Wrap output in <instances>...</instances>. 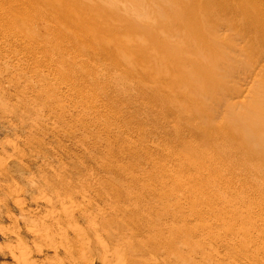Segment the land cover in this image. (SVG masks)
Returning a JSON list of instances; mask_svg holds the SVG:
<instances>
[{
  "label": "rangeland",
  "instance_id": "obj_1",
  "mask_svg": "<svg viewBox=\"0 0 264 264\" xmlns=\"http://www.w3.org/2000/svg\"><path fill=\"white\" fill-rule=\"evenodd\" d=\"M189 1L0 0V264H264V59L203 19L205 89Z\"/></svg>",
  "mask_w": 264,
  "mask_h": 264
},
{
  "label": "bare ground",
  "instance_id": "obj_2",
  "mask_svg": "<svg viewBox=\"0 0 264 264\" xmlns=\"http://www.w3.org/2000/svg\"><path fill=\"white\" fill-rule=\"evenodd\" d=\"M197 4H200V7L203 5V4H205V5H207V7H206V9H205V12H204V14L202 15V16H199L198 14H195V10H194V5H196L197 6ZM187 7H188V10H185L184 12H182V14L181 15H179L180 13H181V11H179V10H177L178 12H176V13H179V14H174V18H176V17H178L179 16V18H178V21H179V19H180V21H182V22H184V24L183 23H181V24H183V26L182 27H184V31L182 32V35L183 34H185V32H187L186 33V39L188 40V41H190L192 44L194 43H196L195 45H192V46H194L193 48V52H194V56H195V54H196V56L197 55H199L198 57H199V59L197 60H194V62L192 61V64H194L195 62L197 63V65H198V62L200 63V61H201V59H202V61H203V63H204V66H203V63H202V65L201 66H203V68L201 69V70H203L202 71V73L200 72V69L198 68V70H199V72H194V73H198L196 76L197 77H199L198 75H199V73H200V75L202 76V78H203V81L206 83H204L203 82V84L204 85H206V86H204L203 84L201 85L202 87L204 86L205 87V89H206V87H208L209 85L210 86H213V85H215L213 82H217L218 81V78L217 77H226V76H230L229 77V79H231L232 77L234 78L235 76H234V74H232V73H229V72H231L232 71V69L229 71L228 70V72H227V69L225 70V74H224V72L222 71V68H221V66H220V64L221 63H219L218 64V66H215V64L213 65V59H212V57H211V55H207L208 53H211L212 51H213V46L208 42V41H206V39H207V36H206V33H207V29L206 28H204L203 27V23H202V20L203 19H205V20H212V19H215L216 18V16L217 15H219L220 14V16H219V18H220V20H221V22H220V26L221 27H223L224 26V28H226V29H228V30H230V31H232V30H235V29H237V28H241V30H240V40H242L243 41V43H244V46H241L240 48H232L233 50H235L236 52H238V56H241V57H243V58H245V59H247L248 61H249V63H248V61H246L249 65H250V63H252V61H254V59H257L258 60V64H260L261 63V61L264 59V0H190L189 1V3H188V5H187ZM61 12V11H64V10H56V12ZM183 11V10H182ZM172 17V16H171ZM238 17H241V19L240 20H236V19H238ZM171 20H172V18H171ZM176 21H177V18H176ZM175 21V22H176ZM181 33V32H180ZM181 35V34H180ZM192 51H190V53L192 54L193 53ZM189 53V54H190ZM216 54H217V50L214 48V59H215V56H216ZM190 56V55H189ZM195 56V58H197ZM179 58V60H175L174 59V57L172 58L175 62V64H172V65H174L175 67H176V69L177 68H181V67H178L181 63L180 62H182L183 64H184V62L183 61H180L181 59V57H178ZM185 58V57H184ZM190 58H191V56H190ZM201 58V59H200ZM176 59H177V57H176ZM194 58L192 57V60H193ZM190 60V59H189ZM188 60V61H189ZM236 60H233L232 59V64H231V66H234L235 64H236ZM243 62H244V59H243ZM243 62L241 61V63L243 64ZM255 62V61H254ZM196 63H195V65H196ZM200 63V64H201ZM187 64H189V65H191L190 63H187ZM200 64L198 65V66H200ZM238 64L240 65V62H238L237 63V66H238ZM241 64V65H242ZM244 64H245V62H244ZM257 64V65H258ZM264 64V63H263ZM222 65V64H221ZM240 65V66H241ZM246 65V64H245ZM249 65H247L248 67H249ZM252 66H251V71H250V69H249V73H251V75L252 76H258V75H260L261 73H263L262 74V76L260 75V77H262V78H264V66L262 67V68H260V66L258 65V67H256V66H253L254 64H251ZM174 66H172V68H174ZM187 66V65H186ZM231 66H229V67H231ZM236 66V65H235ZM237 66H236V69H238L237 68ZM246 66V67H247ZM171 67V66H170ZM183 67H184V65H183ZM183 67H182V69H183ZM195 68H196V66H195ZM225 68V67H224ZM233 69H234V67H232ZM242 68V67H241ZM175 69V68H174ZM236 69H234L236 72L237 71H240V70H236ZM243 69H245V68H242V70ZM246 69H248V68H246ZM181 70V69H180ZM187 70V69H186ZM169 71H172V69L171 70H169ZM168 71V72H169ZM193 71V70H192ZM217 71H219L220 73L219 74H221L220 76H219V74H217V76H216V78H217V80L215 79V75H216V73H218ZM244 71V70H243ZM243 71H241L242 73H243ZM245 71H247V70H245ZM174 72V71H173ZM176 72V71H175ZM174 72V73H175ZM222 72V73H221ZM261 72V73H260ZM171 73V72H170ZM178 73H180V71L178 70ZM193 73V74H194ZM233 73H235L234 71H233ZM245 73V72H244ZM243 73V74H244ZM247 73V72H246ZM253 73V74H252ZM177 74V73H176ZM174 76H175V74H173ZM181 74H179V76H180ZM195 75V74H194ZM223 75V76H222ZM238 73H237V77H238ZM242 75V74H241ZM182 76H183V74H182ZM200 76V77H201ZM245 76H246V74H245ZM244 76V77H245ZM254 76V77H255ZM186 77V76H185ZM195 77V76H194ZM197 77H196V81L194 82L193 81V83L191 82V80L190 81H188V82H191L192 84H194V85H200V81L202 80H199L198 81V84H197ZM241 77V76H240ZM247 77H248V75H247ZM251 77V76H250ZM253 77V78H254ZM259 77V76H258ZM239 78V77H238ZM252 78V77H251ZM250 78V79H251ZM252 78V79H253ZM240 79V78H239ZM242 79V78H241ZM246 79V78H245ZM244 79V80H245ZM249 79V78H248ZM256 79H257V77H256ZM181 80V79H180ZM188 80V79H187ZM219 82H221V81H223L224 79H220L219 78ZM263 80V79H262ZM207 81V82H206ZM225 81V80H224ZM243 81V80H242ZM188 82H187V84H188ZM228 83H230V82H228ZM185 84V83H184ZM191 84V85H192ZM207 84H208V86H207ZM264 85V84H263ZM189 86V85H188ZM187 86V87H188ZM201 86L200 87H198L199 89H200V92H202V88H201ZM219 86H221V88H222V86H224V87H226L227 86V84H225L224 83V85L222 84L221 85V83H220V85ZM218 86V87H219ZM197 87V86H196ZM195 87V88H196ZM263 86H261V88H262ZM189 88V87H188ZM209 88V87H208ZM208 88H207V90H208ZM211 88V90H212V88H214V87H210ZM190 89H192V87L190 88ZM199 89H198V91H199ZM204 89V90H205ZM225 89V88H224ZM263 89V88H262ZM240 90V89H239ZM184 91V90H183ZM210 91V90H209ZM213 91V90H212ZM217 91L219 92V90L217 89ZM236 92H237V90H235ZM186 92V91H185ZM192 92H194V90L192 91ZM204 92H206V91H204ZM221 92V91H220ZM234 92V91H233ZM239 92V91H238ZM262 92V91H261ZM182 93H184V92H182ZM195 93V92H194ZM196 93H197V91H196ZM203 93V92H202ZM202 93H200V94H202ZM210 93V92H209ZM235 93V92H234ZM242 93H243V91H242ZM260 93V92H259ZM187 94H189V93H187ZM199 94V93H198ZM197 94V95H198ZM219 94V93H218ZM225 94V93H224ZM227 94V93H226ZM194 95V94H193ZM220 95V94H219ZM228 95V94H227ZM233 95V94H232ZM259 95V94H258ZM261 95V94H260ZM260 95L258 96V97H260ZM184 96H185V98H186V94H184L183 96H182V98L183 99H185L184 98ZM241 96H242V94H241ZM188 97H190L189 95H187V100H188V103H190L189 105H192V107L195 105V107H193L192 109L194 110V112L196 111V108H198V106L196 107V103L198 104V102L195 100L197 97H196V95H194V97H195V99H193L194 100V105L192 104V101L190 102V100H192V98H194V97H190V98H188ZM224 97V96H223ZM240 97V96H239ZM243 97V96H242ZM241 97V98H242ZM249 97V96H248ZM261 97H263V96H261ZM210 99H211V97H209ZM216 98H219V97H216ZM229 100H230V98H228ZM227 99V100H228ZM246 99V98H245ZM263 99H264V97L262 98V99H259V100H262L263 101ZM187 100H185V101H187ZM211 101H212V99H211ZM249 101H251V100H249ZM183 102V101H182ZM248 102V101H247ZM259 102V101H258ZM184 103V102H183ZM216 103V102H215ZM223 103V102H222ZM229 103V102H228ZM227 103V104H228ZM242 103V102H241ZM251 103V102H250ZM249 102H248V104H250ZM261 103V106L263 107H261V106H256V107H254V106H252V108L254 107V109L256 108L257 110H254V111H251V110H253V109H251V105L249 106L247 103V105L250 107V109H248V107L247 108H245L246 110H250L249 112L251 113H256L255 115H256V120H257V124L259 125H261V124H264V104L262 105V103L263 102H259V104ZM224 104H226V103H224ZM234 104V103H233ZM179 106H180V104H178ZM188 104H187V102H185V106H187ZM205 105V104H204ZM244 105V104H243ZM253 105V104H252ZM233 107V106H232ZM258 107V108H257ZM199 108H200V106H199ZM198 108V109H199ZM230 109H231V107H230ZM245 110V111H246ZM201 113H202V108H201V110H199ZM199 111H197V112H199ZM233 111H234V109H233ZM237 111H238V109H237ZM242 111H243V107H242ZM204 112V111H203ZM239 112V111H238ZM244 113V112H243ZM243 113H241V115H239V116H237V115H234V116H237V117H243ZM246 113H247V111H246ZM251 113V114H252ZM195 115H197L198 116V114H196V113H194ZM234 114H235V111H234ZM237 114H239V113H237ZM201 115V114H200ZM232 115H233V113H232ZM247 115H249V114H247ZM230 116V115H229ZM199 117V116H198ZM236 117V118H237ZM201 119H202V116H201ZM200 119V120H201ZM203 119H204V117H203ZM234 119H235V117H234ZM243 119V118H242ZM241 119V120H242ZM204 120H206V119H204ZM204 120H202L201 122L204 124ZM225 120V119H224ZM251 120H254V119H251ZM204 121V122H203ZM210 121V120H209ZM213 121V120H212ZM225 122H227V120H225L224 121V124H225ZM235 122V121H234ZM239 122V121H238ZM249 122V121H248ZM208 123V122H207ZM211 123V122H210ZM210 123H208L209 125L208 126H212V124H210ZM233 123V122H232ZM232 123H230L231 125H232ZM241 123H242V121H241ZM215 124V123H214ZM213 124V125H214ZM217 124V123H216ZM223 124V125H224ZM227 124H229V121H228V123ZM226 124V125H227ZM234 124V123H233ZM205 126L207 125L206 123L204 124ZM219 125V124H218ZM222 125V127H224ZM226 125H225V127H226ZM243 125V124H242ZM228 127L226 128V129H228V128H230L229 126L230 125H227ZM244 126V125H243ZM202 128H203V126H201ZM240 127H241V125H240ZM247 127H249L248 129H249V131H250V127L251 126H247ZM208 128H210V127H208ZM213 128V127H212ZM219 128V127H218ZM206 129H207V126H206ZM213 129H215V127L213 128ZM223 129V128H222ZM251 129H252V127H251ZM258 129V128H257ZM201 130V129H200ZM204 130H205V128H204ZM203 129H202V131H204ZM218 130V129H217ZM230 131H232L234 134H231L230 132H229V134H227L226 135V139L228 140V141H232V140H235V138H237L236 136H235V133L237 134V135H239V132L240 133H242L241 132V130L238 128V127H236V128H233V129H229ZM229 130H227V131H229ZM247 130V129H246ZM260 131H258L259 133H258V141H259V139H264V128L261 130V129H259ZM201 131V132H202ZM206 131H208V129L206 130ZM210 131V130H209ZM219 131H221V129L219 128ZM218 131V132H219ZM224 131V130H223ZM226 131V130H225ZM248 131V130H247ZM248 131V132H249ZM200 132V133H201ZM212 132H214L213 130H212ZM212 132H209V133H212ZM204 134H206L205 132H203ZM214 133H216V131L214 132ZM228 133V132H227ZM207 134H208V132H207ZM226 134V133H225ZM246 134V133H245ZM249 134H250V132H249ZM215 134H213V136H214ZM256 135H257V133H256ZM207 136V135H206ZM243 137V136H242ZM241 137V138H242ZM251 137V136H250ZM257 138V137H256ZM225 139V141H227ZM212 141H213V139H212ZM256 141V140H255ZM210 143V142H209ZM230 143V142H229ZM245 143H247V142H245ZM237 144V143H236ZM240 144V143H239ZM233 145V144H232ZM244 146H241L240 145V147H242L241 149H243V148H245L244 149V151L248 148V143H247V146H245V144H243ZM236 147V146H235ZM239 147V146H238ZM257 147V146H256ZM214 148V147H213ZM238 149H240V148H238ZM258 150V149H257ZM260 150V149H259ZM247 151H248V149H247ZM247 151H245V152H247ZM252 152V151H251ZM255 152V151H254ZM263 152V151H262ZM223 153V152H222ZM248 153V155H251V154H249V151L247 152ZM256 153V152H255ZM259 153H260V151H259ZM258 153V154H259ZM226 154V153H225ZM262 154H264V153H262ZM253 155H254V153H253ZM260 155V154H259ZM258 155V156H259ZM247 156V155H246ZM225 157H226V155H225ZM261 158H264V156L262 157V155L260 156ZM247 158V157H246ZM261 161H263V160H261ZM260 162V161H259ZM260 165H262L261 163H260ZM259 165V166H260ZM261 211V210H260ZM256 215V214H255ZM255 217V216H254ZM258 217V216H257ZM260 218V217H259ZM263 227V226H262ZM263 230V229H262ZM258 231V230H257ZM262 232V231H261ZM264 233V232H263ZM260 236V235H259ZM261 249H263V248H261Z\"/></svg>",
  "mask_w": 264,
  "mask_h": 264
}]
</instances>
